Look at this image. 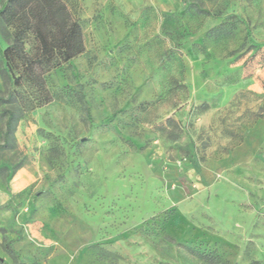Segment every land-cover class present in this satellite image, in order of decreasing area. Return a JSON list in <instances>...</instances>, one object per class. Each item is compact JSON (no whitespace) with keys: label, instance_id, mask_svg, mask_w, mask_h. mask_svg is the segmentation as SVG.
<instances>
[{"label":"rangeland","instance_id":"1","mask_svg":"<svg viewBox=\"0 0 264 264\" xmlns=\"http://www.w3.org/2000/svg\"><path fill=\"white\" fill-rule=\"evenodd\" d=\"M63 1L80 53L0 55V264H264V0Z\"/></svg>","mask_w":264,"mask_h":264},{"label":"trees","instance_id":"2","mask_svg":"<svg viewBox=\"0 0 264 264\" xmlns=\"http://www.w3.org/2000/svg\"><path fill=\"white\" fill-rule=\"evenodd\" d=\"M0 18L13 28L12 43L0 48V55L14 83L23 77L22 73L14 71L18 63L24 74L40 76L48 68L69 61L83 49L79 23L71 18L63 0H9L0 9ZM29 35L37 42L34 52L25 48ZM8 114L5 133L11 117ZM172 136L176 138L178 133L173 132ZM194 254L208 264H226L214 252L194 251Z\"/></svg>","mask_w":264,"mask_h":264}]
</instances>
